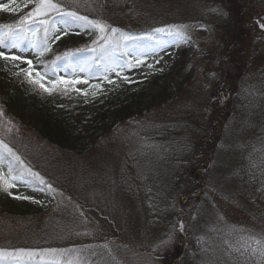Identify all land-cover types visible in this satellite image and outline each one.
<instances>
[{"label": "rangeland", "instance_id": "rangeland-1", "mask_svg": "<svg viewBox=\"0 0 264 264\" xmlns=\"http://www.w3.org/2000/svg\"><path fill=\"white\" fill-rule=\"evenodd\" d=\"M24 2L16 0L12 4L10 0H0V3H7L13 8L17 4L21 6L14 12L19 16L16 21L34 7L33 4L24 7ZM57 2L81 16L86 15L79 6L89 8V4L94 5V11L90 12L93 16H87L90 20H98L146 40L137 48L133 46V41H123L120 33H109L113 43L119 42L122 48L127 44L130 52V55L125 56L117 50L113 56H119L116 59L118 63L134 58H140L144 63L138 67L124 68L123 71L120 68L110 70L106 73V80L102 67L104 60L99 51V44L103 41L93 43L100 33L92 28L78 27L77 24L82 22L73 23L69 30L57 23L60 29L58 40L66 42L63 46L64 55L79 52L80 57L73 63L80 62L84 69L71 71L67 78L69 83L65 85L90 96L114 85H123L124 88L132 84H151L155 88L169 85L174 89L172 99L158 113L149 111L148 116L143 110L138 120L144 125H148L149 120L150 124L165 119L174 122L179 120L176 124L186 129L189 124L202 148L198 164L200 168L196 175L200 176L203 168L208 176L206 169L210 168L212 178H219L220 182L213 178L211 183L207 185L206 182L205 185L204 178L202 180L200 177L196 181L198 188L194 190L195 193L178 201L174 216L163 214L162 211L153 212L145 199L139 196V200L133 202L114 183L105 179L102 181L104 174L112 172L110 167L124 158L125 153L116 154V148L126 152L131 150L134 156L137 150L141 151L139 160L146 158L150 168L157 169L158 157L148 140L140 146L120 126L109 137L105 136L98 149L94 150H102L107 143L112 148L102 157V165L92 166V151L89 157L81 158L49 144L29 123L20 121L4 108L0 95V140L46 182L41 184L38 179L25 173L24 180L16 181L14 188L5 191L4 186L0 185V196L31 207L30 215H14L0 208V249L6 252L16 249L69 250L63 254H46L43 260L37 256L22 264H50L53 260L59 264H202L201 259L199 261L192 255L196 241L203 238L206 241L203 246L217 248L213 264L252 263L245 245L258 248L255 240L259 239L260 245L264 246V218L258 213L264 210L261 192L264 188L257 187L258 192H261L258 195H247L239 182L238 166L244 148L257 141L260 136L257 129H264V124L255 126L249 115L238 112L239 101L233 94L236 84L231 82V75L225 74L230 70L235 73L243 66L238 90H243L249 79V84L259 80L252 76L256 71L264 70V28L260 27L264 23V0H197L202 14V19L198 21H193L196 19H192L188 12L187 0H119L116 13L104 10L100 0ZM170 3L178 9V16L182 18V22L177 25L188 26L191 42L181 45L169 42L157 48L154 41L145 38L146 34L151 33L146 29L158 22L157 19L164 12L163 7ZM160 27L163 26L157 24L156 28ZM50 39L52 42L56 40L55 36ZM0 51L9 57H22V60L9 59L12 62L27 64L26 61L31 60L34 67L41 68L34 61L38 53L31 44L18 48L0 46ZM181 63H184L180 71L182 75L173 82L169 79L167 83L165 74L177 70ZM149 64L152 67H148ZM64 68L59 67L58 75L65 73ZM124 76L128 80H124ZM51 77L49 75L47 79ZM34 78V81H39V87L41 84L47 85L49 89L53 86L36 75ZM95 85L100 87L96 88ZM243 125L250 127V130L244 131ZM141 126L130 129V132L139 134ZM0 152H4V149L0 148ZM5 155L7 158L0 163V169L7 175L8 162L12 158L6 152ZM89 161L97 171L85 174L83 166L89 167ZM14 167L20 169L21 165L14 162ZM131 173L132 181L125 184L126 187L139 183L148 188L147 182L140 180L141 172ZM47 184L52 188H47ZM41 188L44 191H40ZM17 196L30 199H17ZM210 231H213L211 235L208 234ZM219 239H223L228 246L231 243L233 248L230 250L225 243L217 242ZM162 241L168 243L162 244ZM208 257L203 259L207 261ZM0 264L16 262L5 255L0 258Z\"/></svg>", "mask_w": 264, "mask_h": 264}, {"label": "trees", "instance_id": "trees-1", "mask_svg": "<svg viewBox=\"0 0 264 264\" xmlns=\"http://www.w3.org/2000/svg\"><path fill=\"white\" fill-rule=\"evenodd\" d=\"M100 4L104 10L116 13L119 0H100ZM186 5L189 7L188 12L192 19H196L193 21L202 19L200 4L197 3V0H187ZM93 7L95 6L91 4H89V8L79 6L80 11L89 17L93 16L90 15V12L94 11ZM163 10L160 19H157L158 22L150 29H146L148 32L152 33L157 24L165 27L182 22V18L178 16V9L174 8L171 3L163 7ZM18 17L14 12L0 10V25L15 24ZM70 27L66 28L69 30ZM59 33L60 31L54 32L49 28L46 44L44 43L43 27H40L35 35L31 32L25 33V39L20 42V45L21 47L30 44L39 46L35 47L38 53L35 61L42 67L41 70H35L34 67H31L33 71L31 79L20 71L21 69H28V64H18L9 59L0 58L2 106L12 112L20 121L29 123L42 139L62 151L81 158L89 157L92 151L94 153L91 154L93 156L91 160L94 161L92 166L102 165V157L112 148L108 147L107 143L103 148L106 151L102 149L95 152L94 150L98 149V145L103 142L105 136L109 137L120 126L124 127L128 137L135 139L140 146L143 141L148 140L158 157L157 169L152 170L146 158L139 160L141 151L137 150L136 156H134L131 150L126 152L116 148V154L123 155L125 153L124 158L120 163L110 167L112 172L104 174L102 181L105 179L119 186L133 202H137L139 196L145 199L153 212L162 211L163 214L174 216L178 201L195 193L194 190L198 188L196 181L200 177L202 180L204 178V173L200 176L196 175L197 169L200 168L198 166L201 160L200 156H202L201 144L198 143L189 124L187 129L176 124L179 120L174 122L171 119H165L154 124H150L149 120L148 125H144L145 123L138 120L143 110H146L148 116L149 111L158 113L164 104L172 99L174 89H171L169 85L155 88L151 84L149 86L132 84L126 88L122 87L123 85L110 86V88L94 96L76 91L74 87L66 86L63 80L69 77L70 71H79L83 68L80 62L73 63L77 62L80 55L79 52L75 51L68 52L71 53L70 56L64 55L63 46L66 45V42L60 40L52 42L50 39ZM156 35L158 36V34ZM45 48L50 50H44ZM57 57L61 59L58 60ZM184 63H181L177 70H171L169 74H165L164 79L167 83L169 79L173 82L182 75L180 71ZM59 67H65L64 70L66 71L62 76H56ZM37 73L41 74L38 77L42 80L55 85L53 91H46L47 85H44L43 88L33 82L36 80L34 76H37ZM49 74H53L54 79L48 80ZM263 84L264 78L261 77L253 86L246 87V97L239 102L241 111L254 112L256 116L264 118ZM156 89L158 90L155 91ZM138 126H141L139 134L135 131L130 132V129L135 130ZM243 130L249 131V127L243 125ZM260 146L259 149L251 150L248 156L242 159L243 173L240 175L239 182L249 196L258 195L261 192L264 196V190L258 192L257 188L262 187L261 183L264 181V139H261ZM207 164H209V160ZM92 166L90 161L89 167L84 165V173L96 172L97 168H92ZM131 171H135L137 174L141 172L140 180L147 182L148 188L145 184L140 186L139 183L133 187H126L125 184L132 181ZM189 180L191 182H188ZM258 198L260 197L258 196ZM0 208L14 215L31 214L29 212L31 207L20 205L15 200L4 196H0ZM258 213H261V217L264 218V210ZM199 230L197 229L196 233ZM212 233L213 231H210L208 234L211 235ZM202 239L199 242L196 241L195 250L197 252L192 256L201 257L203 264H213L212 261L217 255V250L212 245L207 248L201 245ZM180 244L184 243L180 242ZM207 257L208 259L205 261L204 259ZM250 258L252 263L257 264L259 259L257 254H251Z\"/></svg>", "mask_w": 264, "mask_h": 264}, {"label": "snow or ice", "instance_id": "snow-or-ice-1", "mask_svg": "<svg viewBox=\"0 0 264 264\" xmlns=\"http://www.w3.org/2000/svg\"><path fill=\"white\" fill-rule=\"evenodd\" d=\"M10 3L15 4L16 0H10ZM28 4H33L34 7L20 17L18 21H16L15 24H5L0 25V46L3 47H11V48H18L20 46V42L25 39V33L31 32L33 35H35L39 30L40 27H43L45 41L46 44V38L48 36L49 28H51L54 32H59L60 29L56 28L57 23L63 24L65 27H70L73 23L76 22H82L77 24L78 27L83 28H92L94 30H97L100 35L97 37L96 40L93 41L94 44H96L98 41H103L99 44V51L100 56L104 60V63L102 64L103 71L105 73L104 79H108L107 72L108 71H115L116 68H120L121 71H123L124 68H134L138 67L139 65L143 64L144 61L140 58H134V60H125L123 63H118L117 60L114 58L113 54L120 50L122 51V54L127 56L130 55V52L128 51L127 44L124 45V47H121V44L119 42L113 43L112 36L109 34H115L120 33V37L123 41H137L140 38L133 37L128 33L123 32L120 29L111 27L109 25L103 24L98 20H90L87 16H81L75 11H69L66 9V7L57 2V0H25L24 7H27ZM20 5L17 4L15 8L10 7L7 3H0V10L8 11V12H15L20 9ZM261 28H264V23L260 24ZM187 25H167L165 27L155 28L152 30V33L146 34L145 38L151 41H154L156 44V47L159 48L169 42L173 44H180V43H190L191 37L189 36L187 32ZM156 34H162V37H158ZM166 37L167 39H164ZM55 39H60L59 35L55 36ZM7 41V42H6ZM33 47H39L37 45H32ZM134 47H140L141 45L134 44ZM44 50H50L48 48H45ZM82 51V50H78ZM91 51L96 52L97 49H91ZM42 54V53H41ZM71 53H65V56H70ZM141 55H143L141 53ZM0 57L4 58L5 60L11 59V60H22V57L20 56H6L3 51H0ZM57 59H61L60 57H57ZM26 63L29 65L28 69H21L20 71L25 73L27 77L31 79L32 77V61L28 60ZM148 67H152L151 64L148 65ZM84 70L83 68L81 69ZM40 74L37 73V76ZM119 75V73H118ZM124 80H128L127 76L123 77ZM35 83H39V81H33ZM81 82V81H76ZM86 83V81H83ZM113 81H109V83H112ZM65 83H69L68 81H65ZM75 83V82H73ZM41 87H44L43 84L40 85ZM94 87L99 88L100 85H95ZM55 88V85H53V88L49 89L46 88V91H53ZM76 91H79L77 89ZM0 148L4 149V152H0V163H3V161L7 158L5 155V152L7 153L8 157H11L12 159L8 162V169H7V175L3 172L2 169H0V185L4 186V190L7 191L10 188L16 187V181H23L25 178V173L29 174L32 177H35L39 180V183L46 184L44 178L40 176L39 173L33 172L31 168H28L26 165H24V161L16 155L11 148L8 147L7 144L3 142V140H0ZM14 162L21 165L20 169H17L14 167ZM16 173L13 175V173ZM27 182V181H26ZM47 188L51 189L52 186L50 184L46 185ZM40 191H44L43 188L40 189ZM11 195V193H9ZM17 199H30V197L26 196H17L15 197ZM181 231L183 230V225H180ZM162 244H167L168 241H162ZM255 243L257 245L261 244V241L259 239L255 240ZM69 251L65 249H16L12 252H6V250L0 249V258H4L5 255L12 257L13 260L16 262V264H22V262L31 261L35 257L39 256L41 260L44 259V256L46 254H63L64 252ZM259 253L261 257H264V247L259 248H251V254L256 255ZM50 264H59L58 261H51Z\"/></svg>", "mask_w": 264, "mask_h": 264}]
</instances>
